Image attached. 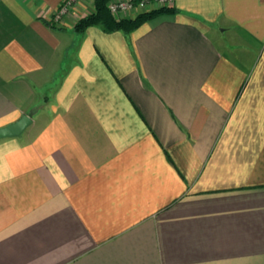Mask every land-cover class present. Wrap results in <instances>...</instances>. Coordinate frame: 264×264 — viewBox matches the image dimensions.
<instances>
[{"label":"crops","instance_id":"1","mask_svg":"<svg viewBox=\"0 0 264 264\" xmlns=\"http://www.w3.org/2000/svg\"><path fill=\"white\" fill-rule=\"evenodd\" d=\"M68 1L0 0V264H264V0Z\"/></svg>","mask_w":264,"mask_h":264},{"label":"trees","instance_id":"2","mask_svg":"<svg viewBox=\"0 0 264 264\" xmlns=\"http://www.w3.org/2000/svg\"><path fill=\"white\" fill-rule=\"evenodd\" d=\"M113 0H94V11L80 18L73 27L72 32L77 36H83L90 27L100 28L104 33L112 34L122 32L126 35L137 30L143 24L163 15H175L179 13L173 6L157 7L142 11L132 18L114 16L109 10V4ZM53 29L51 22H47Z\"/></svg>","mask_w":264,"mask_h":264},{"label":"built area","instance_id":"3","mask_svg":"<svg viewBox=\"0 0 264 264\" xmlns=\"http://www.w3.org/2000/svg\"><path fill=\"white\" fill-rule=\"evenodd\" d=\"M75 1L76 0H69L63 6L60 15L58 14L55 17V22L60 21V18L63 15V13H65ZM170 5H171L170 0H123V1L110 2L109 10L114 16L119 17L121 14L140 13L142 11H145V8H147L148 6L149 7L154 6V8H157V7H164Z\"/></svg>","mask_w":264,"mask_h":264},{"label":"water","instance_id":"4","mask_svg":"<svg viewBox=\"0 0 264 264\" xmlns=\"http://www.w3.org/2000/svg\"><path fill=\"white\" fill-rule=\"evenodd\" d=\"M32 123L30 116H22L17 122L0 128V140L20 137Z\"/></svg>","mask_w":264,"mask_h":264},{"label":"rangeland","instance_id":"5","mask_svg":"<svg viewBox=\"0 0 264 264\" xmlns=\"http://www.w3.org/2000/svg\"><path fill=\"white\" fill-rule=\"evenodd\" d=\"M148 8H150V9H152V8H154V6H152V7H147V8H145V10L146 9H148ZM49 97L50 96V90L48 89V90H45V91H42V95H41V97H42V99L44 98V97ZM46 101V100H45Z\"/></svg>","mask_w":264,"mask_h":264}]
</instances>
